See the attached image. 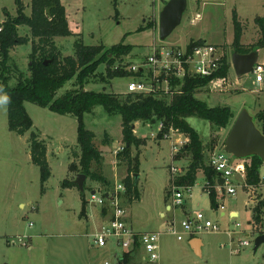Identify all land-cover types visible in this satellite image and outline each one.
<instances>
[{
	"label": "rangeland",
	"instance_id": "1",
	"mask_svg": "<svg viewBox=\"0 0 264 264\" xmlns=\"http://www.w3.org/2000/svg\"><path fill=\"white\" fill-rule=\"evenodd\" d=\"M168 1L119 0L116 8L114 0H60L61 5L66 9L67 23L72 32L68 38H55L62 58L74 56V44L77 39H81L85 45L102 46L105 51H109L125 38V43L135 48L129 55L123 56V64L129 65L128 69L138 68L151 56V48H156L159 52H166L170 48L186 51L193 38L201 37L204 39L202 41H207L209 45L217 46L231 61L236 38L234 13L237 14L243 27L241 45L248 42L244 46L251 47L259 40L257 21L264 18V0H187L188 8L182 24L166 41H162L159 39V15ZM22 3L26 9L25 14L31 16V0H22ZM17 14L15 0H0L1 29V24L4 23L7 15L14 18ZM197 14H200L201 19L192 25V19ZM148 25L153 28L139 31ZM19 35L30 43L17 46L10 53L9 64L13 73L9 76L11 80L8 85L12 88L16 87L19 75L22 74L24 78L30 77L29 65L32 61L33 47L31 41H37L32 38L28 27H19ZM260 51L259 64H263L264 48ZM118 66L120 65L115 64L114 68L117 69ZM106 69L107 65H102L98 73L104 76ZM230 72L227 86L215 89L213 84H209L199 90L195 97L210 108L215 106L231 108L235 114L232 123L243 110H249L260 129L256 115L264 110V74L263 81L258 83L253 73L239 78L232 68ZM109 81L103 83L98 78L91 80L85 91L126 94L128 84L140 80L123 77ZM144 82L149 86L150 82L145 79ZM155 85L159 91L168 92L177 91L182 84H172L170 88L162 82ZM72 89H74V80L61 89L58 95L62 96ZM25 108L34 126L31 132L21 136L9 129L7 96L0 92V264H120L119 260L123 257L120 249L103 250L93 247L94 238L91 235L100 226L101 207L92 205L91 192L104 188L88 179L85 181L86 191L83 197L78 187L62 188V182L76 178L74 173H70V165L73 161L77 164L79 162L72 156L73 151H80L77 148V120L31 103H25ZM187 121L199 132L207 146L215 142L217 146L214 150L224 148L232 123L229 128L218 131L200 118H189ZM84 122L86 128L96 134L95 145L103 153V174L115 186L124 183L129 175V167L116 156V151L125 148L121 128L122 118L109 116L102 108L97 107L96 113L91 116L86 115ZM160 126L161 122H156L142 123L137 127L136 135L144 142L139 148L136 146L132 148L133 158L138 159L141 164L136 179L141 201L132 204L133 208L129 211L130 216L128 215L133 229L140 233H162L166 232L174 222L180 230L181 223L188 218L186 214H194L198 211L204 212L214 221L218 219L222 229L233 230V222L240 223L241 227L237 229L233 239L223 233L203 235L205 241L212 238L214 243L209 250H206L203 259L187 254L184 251L185 242H178L176 237L169 234L163 235L159 243L158 263L264 264V245H261L257 251L254 250L255 239L264 234V207H262L264 186L259 183L250 190L246 188L239 190L231 198L217 199L219 209H213L211 198L203 189L206 182L204 174L199 172L195 187L190 191H184V206L174 208L170 194V168L172 144H178L179 137L166 136L159 139ZM35 133L40 135V139L46 142L48 148L51 177L45 185L41 184L40 168L31 160L28 142ZM106 134L113 142L114 139H118L121 144L117 148L111 143L104 145ZM212 152L214 151L207 152V158ZM175 165L184 168L188 165L187 158L178 159ZM251 165L250 161L248 167ZM259 174L260 179H264V166L260 168ZM82 198L88 203L86 206L88 220L80 218ZM169 206L171 210L168 209ZM221 206L224 208L222 209ZM233 209L239 211L240 216L231 221L229 214ZM251 210L254 213L252 223ZM216 211L219 216L216 215ZM20 237L24 240L22 241ZM30 238L32 240H29ZM7 240L11 241L8 242L9 245ZM244 241L249 242L251 246L242 249L240 254L233 255L230 247H233V250L237 249V244ZM22 242H30L32 249L29 250ZM222 243L225 248L220 247ZM130 264L150 263L145 262L141 255H136L135 260Z\"/></svg>",
	"mask_w": 264,
	"mask_h": 264
},
{
	"label": "trees",
	"instance_id": "2",
	"mask_svg": "<svg viewBox=\"0 0 264 264\" xmlns=\"http://www.w3.org/2000/svg\"><path fill=\"white\" fill-rule=\"evenodd\" d=\"M118 1L114 0L116 8L119 5ZM15 3L17 16L13 18L7 15L4 23L1 24L2 30L0 32V92L7 96L10 131L21 136L31 132L34 123L26 111L25 103L35 104L64 117L75 118L78 123L77 148H79L80 154L77 150L72 152L74 159H78L79 162L78 164L72 162L70 173H74V176L86 175L89 181L101 185L104 191L108 193V191H113L115 184L103 174V153L95 145L96 134L86 128L84 120L85 116L93 114L97 107L102 108L109 116H120L125 148L117 157L119 161L129 167V175L123 182L127 188L126 198L132 204L140 201L135 175L139 174L141 166L138 159L133 158L132 148L134 146L139 148L144 142L135 135L134 125L136 123L161 122L162 129L159 132V139H163L172 133L183 134L188 138V142L175 158L177 161L186 157L188 163L183 168L184 174L176 179V184L187 188L195 187L199 172H202L208 180L213 182L212 179L216 173L209 166L207 152L209 150L214 151L217 144L213 142L207 146L199 132L191 127L187 120L195 117L203 119L218 131L230 127L235 116L231 108L220 106L210 108L205 102L195 97V94L207 87L213 78L229 76L232 65L227 55L222 54L221 66L212 78L188 76L183 80L171 78V85L182 84L180 89L171 93L162 90L150 94L85 91L87 84L97 78L103 83H109V80L123 77L135 80L145 78L142 70L134 73L127 70L129 65L123 64V56L129 55L135 47L126 44L125 38H123L120 44L114 45L109 51H105L102 46L85 45L81 39H77L74 44V56L62 58L61 50L57 46L55 38H68L72 32L69 23H67L66 9L61 5L60 0H31V16L25 14L26 9L22 0H15ZM48 10H50L49 14H47ZM233 19L236 37L233 44L235 52L247 55L255 49L264 48V18L257 21L260 37L257 43L251 47L241 45L243 27L236 13H234ZM21 26L28 27L32 38L37 39V41H31L33 47L32 61L29 65L30 77L24 78L22 74L19 75L16 87L12 88L8 85L11 80L9 76L13 73L9 64L11 61L10 53L15 47L30 43L26 38L19 35V27ZM149 28H153V26L148 25L139 31ZM205 44V41L193 40L188 45L187 53L191 54L194 48ZM46 61H51V63L46 65ZM105 64L107 69L103 76L102 73H98V70ZM115 64L120 66L115 69ZM152 76L153 74L149 73V77L146 78L150 80ZM165 77V74H162L159 79L164 80ZM72 80H74V89L59 96L58 92ZM256 121L264 135V110L256 115ZM111 141L110 136L106 134L104 145L111 143ZM28 144L31 150L32 163L40 168L41 184L45 185L51 177L46 142L35 133L31 136ZM250 161L252 165L247 168L248 184L257 185L261 182L259 170L264 166V162L258 157H253ZM73 181L72 179L62 182V188L77 187ZM83 194L81 193L82 197ZM209 197L212 208L217 209L219 206L217 197L214 194L209 195ZM82 201L80 218L86 219L88 203L84 198ZM262 204L264 207V203ZM102 212L103 215L106 210L104 209ZM258 222H260L259 219ZM136 255L139 253L123 254L120 264H130L135 260Z\"/></svg>",
	"mask_w": 264,
	"mask_h": 264
},
{
	"label": "built area",
	"instance_id": "3",
	"mask_svg": "<svg viewBox=\"0 0 264 264\" xmlns=\"http://www.w3.org/2000/svg\"><path fill=\"white\" fill-rule=\"evenodd\" d=\"M199 17L200 15L197 14L196 18ZM1 30L2 29L0 28V32ZM187 48L186 51L170 48L166 52H159L156 48H151V56L146 59L144 65H141L138 68H127V70L131 72L142 70L143 75H145V78H142V80L138 82L131 81L127 86V93H156V90L158 89L154 84L162 82L170 88L171 78H177L180 80L185 79L187 76L212 78L221 66L223 53L220 52V49L214 45L206 43L203 46L194 48L193 52L188 54ZM149 73L153 74L150 80L146 78L149 77ZM162 74H165L166 76L164 80L159 79ZM253 74L256 77V82L261 83L263 81L264 65L258 64L253 69ZM144 79L150 82L149 86L145 84ZM227 83L228 77H215L212 79L210 85L213 84V87L217 89L227 86ZM170 92L173 91H168L166 93ZM161 126L160 130L162 129ZM185 144L186 143L179 141L178 144H172L170 194L174 208H179L183 205L184 191H190L191 189L176 184V179L184 174V169L183 167L175 165V158ZM123 151L124 148L116 151V156ZM208 162L209 166L216 173L212 179L213 182L208 180L204 175V180H206V182L203 189L208 195L214 194L219 200L224 197L231 198L235 196L239 190H243L244 188L249 190L254 188V185L248 184L247 179V168L250 161L240 160L233 155L226 153L223 148L214 150V152L208 156ZM260 184L264 186V179H261ZM126 191L127 188L124 183H118L113 191H108V193L105 192L104 189H95L94 194H92L93 191L91 192V203L95 206H100L102 210H106V213L103 214L104 216L100 217L101 220H103V223L95 233L91 235L94 238L93 247L103 250L118 248L122 254L139 253V256L141 255L145 262L157 264L160 260L159 243L165 233L176 237L179 242L185 241L187 238L198 237V235L202 234L216 233H225L230 239H233L235 232L241 227L240 223L233 222V230H230L229 228L222 229L218 219L214 221L206 216L204 212L198 211L197 213L191 214L190 217L181 223L180 230H178L175 224H172L166 232L162 233L136 232L128 218V200H126ZM221 208L223 209L224 206H221ZM216 215L219 216L217 211ZM21 240L23 241L24 238H21ZM231 242H233V240ZM22 243L25 246L27 245L26 242ZM237 246L238 248L234 250L233 247H230L233 255L240 254L242 249L250 247L251 244L244 241L239 242ZM222 247L225 248V245H222Z\"/></svg>",
	"mask_w": 264,
	"mask_h": 264
},
{
	"label": "water",
	"instance_id": "4",
	"mask_svg": "<svg viewBox=\"0 0 264 264\" xmlns=\"http://www.w3.org/2000/svg\"><path fill=\"white\" fill-rule=\"evenodd\" d=\"M159 15V39L166 41L183 22L184 14L188 8L187 0H169L166 2ZM50 10L47 11V14ZM259 50L255 49L247 55L232 53V66L239 78L247 77L259 64ZM53 61V60H51ZM51 61H46L48 65ZM231 130L224 142V151L234 157L249 161L258 157L264 162V135L256 125L249 110H243L231 125ZM137 179V175H135ZM87 176L79 174L74 179L80 193H85ZM95 192L93 191L92 194ZM264 245V234L259 235L254 241V250Z\"/></svg>",
	"mask_w": 264,
	"mask_h": 264
},
{
	"label": "crops",
	"instance_id": "5",
	"mask_svg": "<svg viewBox=\"0 0 264 264\" xmlns=\"http://www.w3.org/2000/svg\"><path fill=\"white\" fill-rule=\"evenodd\" d=\"M200 15V14H199ZM199 19H201V16L199 17V18H196V16L192 19V25L196 22V21H199ZM194 40H196V41H198V40H204L203 38H201V37H197V38H193ZM193 39H190V40H193ZM206 43H207V41H205ZM188 44V43H187ZM208 44V43H207ZM246 44H248V42H246V43H243V45H246ZM261 50V49H260ZM259 50V54H260V51ZM261 54H260V56H259V63H261ZM231 65H232V59H231ZM261 65H264V63L263 64H261ZM231 68L233 69V66H231ZM231 70V69H230ZM230 70H229V72H230ZM234 70V69H233ZM230 74H231V72L229 73V76H230ZM229 76H228V78H229ZM237 84H240L239 82H236ZM236 85V84H235ZM229 89H230V87H229ZM94 113H96V109L94 110ZM93 113V114H94ZM102 113V112H101ZM93 114H88V115H93ZM119 124H120V122H119ZM122 124V123H121ZM138 126H140V124L139 123H136L135 125H134V128H135V135H136V131H137V127ZM137 136V135H136ZM170 136H176V137H179L178 138V140L177 141H179V142H183V143H187L188 142V138L185 136V135H183V134H178V135H176V134H174V133H172ZM122 137V136H121ZM138 137V136H137ZM139 138V137H138ZM141 139V138H140ZM115 141L112 143L111 142V144H113V146L114 147H116L117 148V146L118 145H120L121 143L119 142V140L118 139H114ZM110 144V145H111ZM140 164V163H139ZM139 172H140V169H139ZM126 200H127V198H126ZM140 201H141V194H140ZM138 201H136V202H134V203H132L133 205L135 204V203H137ZM132 204H130L129 202H128V205H130V209L128 208V215L130 216V213H129V211L133 208V205ZM92 205L93 206H95L93 203H92ZM184 206V205H183ZM168 209L169 210H171V207L169 206L168 207ZM218 209V208H217ZM103 210L101 209V213H99L100 214V217H103L104 215H101L103 212H102ZM251 214H252V218H251V223L254 221V213H253V211L251 210ZM190 215L191 214H189V215H187L186 214V216H188V217H190ZM221 215L222 216H224V214L223 213H221ZM230 219H231V221L233 220V219H235V218H238L240 215H239V211H237L236 209H233L231 212H230ZM162 216H164V214H162ZM99 217V216H98ZM99 217V218H100ZM88 218V216H86V219ZM187 219V218H186ZM185 219V220H186ZM88 220V219H87ZM99 221V220H98ZM130 221V220H129ZM103 223V220H101V218H100V221H99V224L101 225ZM131 223V222H130ZM251 223H250V225H251ZM172 224H174V222L172 223ZM171 224V225H172ZM176 226H178V225H176ZM90 227V226H89ZM100 227V226H99ZM90 229V228H89ZM223 234H225V233H223ZM86 235H90V234H86ZM164 235H167V233H165ZM170 235V234H169ZM203 235L205 236V234H202V235H198V237H193V238H187V240H185V241H181V242H185V252L187 253V254H190L191 256H193V257H195V258H197V259H199V258H201V259H203V258H205V253H206V250H209L213 245H214V243H213V239L212 238H208L207 239V241H205V239L203 238ZM211 235V234H210ZM29 240H32L31 238L29 239ZM8 242H10L11 243V241L10 240H7V244H8ZM179 242V241H178ZM27 245H26V247H28L29 248V250H31L32 249V245L30 244V242H28V243H26ZM9 245V244H8ZM222 245H224L223 243L222 244H220V247L221 248H223L222 247ZM192 258V257H191ZM120 261H121V259H120ZM157 264H159V263H157Z\"/></svg>",
	"mask_w": 264,
	"mask_h": 264
}]
</instances>
